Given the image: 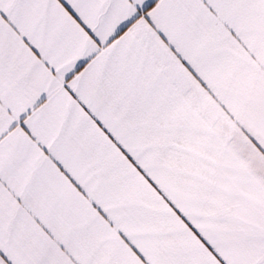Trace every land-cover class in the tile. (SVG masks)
<instances>
[{
    "label": "snow or ice",
    "instance_id": "snow-or-ice-1",
    "mask_svg": "<svg viewBox=\"0 0 264 264\" xmlns=\"http://www.w3.org/2000/svg\"><path fill=\"white\" fill-rule=\"evenodd\" d=\"M0 264H264V0H0Z\"/></svg>",
    "mask_w": 264,
    "mask_h": 264
}]
</instances>
